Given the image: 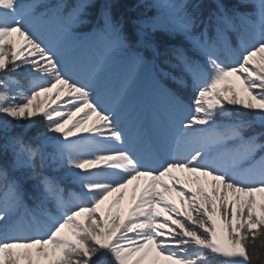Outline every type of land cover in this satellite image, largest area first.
I'll return each instance as SVG.
<instances>
[{"label":"snow or ice","instance_id":"6c2138e0","mask_svg":"<svg viewBox=\"0 0 264 264\" xmlns=\"http://www.w3.org/2000/svg\"><path fill=\"white\" fill-rule=\"evenodd\" d=\"M117 6L0 0V264H264V0Z\"/></svg>","mask_w":264,"mask_h":264},{"label":"trees","instance_id":"16d2710c","mask_svg":"<svg viewBox=\"0 0 264 264\" xmlns=\"http://www.w3.org/2000/svg\"><path fill=\"white\" fill-rule=\"evenodd\" d=\"M162 3H163V0H144V3H140V0H117L118 6L114 9V15L117 19H119L121 16H124L125 19H127L128 16H131L133 18H137V17L158 18L162 22L166 23L167 18L165 16L163 15L158 16V13L160 12V5ZM90 19L92 21V25H94L96 23V17L92 16L90 17ZM92 25L82 27L81 31L86 32L90 30ZM155 40H156L157 45L160 47V50L163 51V48L166 46L181 43L183 41V37L179 33L170 34L167 31L158 30L155 33ZM17 76L20 81V86L23 89H28L31 87L32 78L26 75L22 70L19 71ZM40 99L42 100V98ZM44 126H45V121L43 119H37L34 122V124L29 127V130L26 133V139L29 137H32L37 131H42ZM21 130L22 129L20 128L16 129V131H21ZM51 174L56 175V176H61L63 175V172H56V173H51ZM65 185L70 190H76V191L79 190L78 188L71 185L70 182L66 181ZM101 211H103L102 208H101ZM260 243H261L260 241H257L258 245ZM216 264H221L219 258L216 260ZM256 264H259V261H257Z\"/></svg>","mask_w":264,"mask_h":264},{"label":"rangeland","instance_id":"374dc122","mask_svg":"<svg viewBox=\"0 0 264 264\" xmlns=\"http://www.w3.org/2000/svg\"><path fill=\"white\" fill-rule=\"evenodd\" d=\"M81 54L84 55V56H88L89 55V46L88 45H84L81 50H80ZM27 71V69H25ZM28 72V71H27ZM233 81H235V77L232 78ZM237 83V85L239 84L238 81H235ZM142 90L141 91H138L136 94H134L131 98H130V101H129V105H128V113L130 115V118H132L134 115H135V112L137 110H140V108H144L143 110L145 111V114H146V102L149 101L150 99L148 98V96L143 93V95H140L142 94ZM42 99L44 100V98L42 97ZM45 103H47V101H45ZM136 119H139L141 121V118L140 116L137 118L135 116L134 120ZM177 175H179L181 177V180L183 182H185V186L188 187V188H191V189H195L196 185L194 182H192L190 179H188V175L187 173H179L177 172ZM210 179V178H209ZM143 178L141 179L140 183L141 185L143 184ZM131 185L129 186L128 188V191L125 195V199H124V204L122 205V208L124 211H126L129 203H130V197H131ZM206 187L208 188L209 191H211V185L208 184L206 185ZM161 191H163V189H161ZM165 195L171 199V200H174L177 204L178 207H185L186 206V202H185V205H181L180 204V197L177 195V193L175 191H172L170 193H165ZM107 207H108V201H106L103 205H101V208L103 209V211H107ZM124 214V212L122 211V215Z\"/></svg>","mask_w":264,"mask_h":264},{"label":"bare ground","instance_id":"6f19581e","mask_svg":"<svg viewBox=\"0 0 264 264\" xmlns=\"http://www.w3.org/2000/svg\"><path fill=\"white\" fill-rule=\"evenodd\" d=\"M143 93L144 92H142V94H140V95H143ZM146 107H147L146 114H145V111L143 110L144 108H140V110H137L135 112V115L131 119L134 120L135 116L137 118L140 116V118L142 119V116L144 114L145 116H143L144 117L143 119H145L146 121L150 122L152 120V118H153V111H154L153 102L151 100L147 101L146 102Z\"/></svg>","mask_w":264,"mask_h":264}]
</instances>
